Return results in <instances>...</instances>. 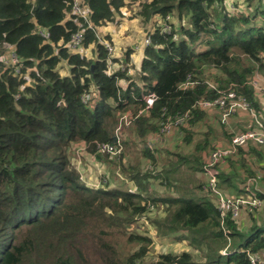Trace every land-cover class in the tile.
I'll return each instance as SVG.
<instances>
[{"label":"trees","instance_id":"16d2710c","mask_svg":"<svg viewBox=\"0 0 264 264\" xmlns=\"http://www.w3.org/2000/svg\"><path fill=\"white\" fill-rule=\"evenodd\" d=\"M224 1L142 2L139 15L152 20L153 29L136 80L120 68L131 51L113 57L116 67L107 74L109 53L95 36L125 0H83L91 28L71 13L73 0H0V264H251L249 255L263 258L264 219L249 213L241 228L231 215L220 217L202 168L219 135L230 141L233 134L224 124L200 130L212 109L199 107L200 101L235 92L251 112L262 111L250 81L260 76L264 82V0H238L239 12H227ZM166 16L177 22L171 33L157 23ZM79 23L90 58L64 47ZM9 52L22 64L18 73L2 61ZM148 91L156 100L136 115ZM87 93L92 96L83 103ZM128 111L136 116L120 129L119 159L98 153L99 144L116 142L118 116ZM184 114L179 130L183 144L191 145L187 151L165 149L161 156L147 146L145 139L160 133L162 123ZM74 144L116 166L132 185L121 178L113 186L88 185L74 163ZM263 160L260 147L238 148L225 167L216 166L217 188L244 195L243 184L258 179L255 162ZM254 182L251 190L264 201ZM140 217L158 237L173 235L199 247L204 260L182 251L145 262L152 237L132 227ZM116 232L136 247L120 252Z\"/></svg>","mask_w":264,"mask_h":264},{"label":"rangeland","instance_id":"374dc122","mask_svg":"<svg viewBox=\"0 0 264 264\" xmlns=\"http://www.w3.org/2000/svg\"><path fill=\"white\" fill-rule=\"evenodd\" d=\"M145 1H150V0H125V3H126L125 8L126 9L123 12V14L114 15V17L110 21V23L104 24L102 27H100L99 29L96 30V34L100 39H105L104 38L105 36L109 37V39H108L109 41L108 40L107 41L113 48L114 57H115V54L117 53V55H120L119 58L122 59L123 54L126 51H129V52L131 51L132 54H130L129 61L124 62L123 65L120 66V68L121 67H123V68L127 67V72L128 73L130 72L132 74L133 73L138 74L139 65H140V62H139V64L136 66L138 59H140V58L137 56V54H135L133 52H137L138 49L142 50V52H143V48L145 46L144 39L148 36V34H147L148 31L153 29L152 23L151 22H148V23L144 22L142 20L141 16L139 15L140 4L142 2L144 3ZM241 1L243 2V0H241ZM224 3H226V7L228 4L233 5L234 10H232V11H236V12H239L238 10H240L242 7L240 4H239V6H237L238 0H225ZM243 3H245V2H243ZM242 5H243V7L246 6L245 4H242ZM232 11H230V12H232ZM169 21H170V29H172L171 28L172 23H173L174 27H176L177 22H176L175 18L169 17ZM182 22L185 23V21H182ZM157 23L160 26H163V24H168L166 18L162 21L158 19ZM113 33L116 34V36L114 37L115 38L114 42L112 41V37H111V35H113ZM81 54L86 56L87 58L91 57V54L89 52V48H83ZM142 55H143V53H142ZM140 61H141V59H140ZM112 67L113 68L116 67L115 63H113ZM66 69H67L66 66H63L61 72H65ZM257 78L259 80L261 88L256 90V91L264 92V82H262L260 76ZM121 81H123V80H121ZM125 86H126V83H125ZM208 108H212L213 112L217 111V113L219 115V117L217 118V121L213 120L215 125L217 122V126H215V128L217 127L216 129L219 128L220 124H224V125H226L225 127H227L230 124V119H232L231 118L232 116H235L236 119L238 118L240 120L239 124H241V126L239 129H234V131H231L230 133H237L239 131H243L246 129H260L261 127L264 128V125H263L264 123L261 120V118H264V112H262V111L259 114L254 112V115H251L246 111H236V112L232 113L231 115H229L223 122H220L221 117H220L219 109L217 107H214V106L208 107ZM210 120H212V117L209 114V119L207 121H205V123L202 125L200 130H202L207 125L213 126L214 124H212V122ZM175 131H176V129L174 128L168 133V135H165L163 137L170 136ZM162 135H164V134H162ZM195 138H196V136H195ZM163 140H164V138L162 139V141ZM179 142H180V140L178 141V139L176 138V139L172 140V142H170V145H168V146L166 144L164 145L162 143L163 145L159 148V153L162 154L161 156H165L166 155L165 149H167L166 151L177 152V151H181V150L187 151L188 148L191 147V145H186V146L183 144L181 145ZM72 150H73V155H74L73 158H74V163L76 165V168L80 172L81 178L88 185L98 186L100 183L108 182V183L112 184V186H113L119 180H121V179L125 180L123 177L120 176L118 168L116 166L114 167V165L110 164L109 162L101 161L94 156L85 154L83 145L74 144ZM129 156H134V154L132 152H130ZM115 159H117V158H115ZM223 164H225V161L219 163L218 166L219 167H225V165L223 166ZM117 165H118V163H117ZM148 165H149V166H147L148 169H149V167L152 168L151 164H148ZM108 175H110V181H109V177L107 178ZM205 178H206V176H205ZM125 181L127 183V186L132 185L131 181H129V180H125ZM246 186H247V180H246L245 184H243L244 189ZM253 189H254V186H253ZM130 190L134 191V187L130 188ZM245 192H246V190L244 191V193ZM214 196H215V198L217 197L216 194H214ZM215 202H216V199H215ZM262 202H263V200H262ZM157 214H162V211H158ZM248 214H249L248 212L243 211L241 213V215L237 217L236 220H238L239 223L241 224V228H245V226L247 225V222L249 221ZM254 215L258 221H261L262 219H264V206H261L260 209L254 211ZM136 219H137L136 222L132 225V227H134V230L138 233H142V234H145V235L152 237V244L150 245V252L145 257V259H144L145 262L146 261H154L155 262L160 253L169 252V253H173V254H178L182 251H188V252L192 253L194 258L198 261L204 260L203 251H201V249L199 247L196 248V246H194L193 244H190L188 242V240H179V238H177L176 236H173V235L168 236V237H158L155 234L153 225L150 222H148V220L145 217H140V218H136ZM113 237L117 241V246H118L120 252L125 253L127 250H132L136 247V245H134L133 243H126V236L120 235L117 232L113 234ZM221 251L222 250H220V252ZM261 259L263 260V263H264V256H263V258L261 257Z\"/></svg>","mask_w":264,"mask_h":264},{"label":"built area","instance_id":"2783aa9c","mask_svg":"<svg viewBox=\"0 0 264 264\" xmlns=\"http://www.w3.org/2000/svg\"><path fill=\"white\" fill-rule=\"evenodd\" d=\"M225 2V1H224ZM83 0H73L71 13L77 15L82 19V22L87 25L88 28H91V25L88 21L87 12L82 6ZM226 7V3H224ZM234 10L233 5L228 4L226 7V11L230 12ZM238 11H241L238 10ZM236 12V11H232ZM166 20L168 24H163L161 26V31L166 33H171L169 16H166ZM108 24V23H107ZM95 36L99 40V42L104 46V48L109 53L108 59V68L107 74L113 72L115 68L113 65V48L105 39H100L96 34ZM37 32L44 37L45 39L48 37V33L44 30L37 28ZM175 38V35L172 34V39ZM83 40H84V29L82 23L78 24V29L70 35L69 40L64 44V47H67L70 51L82 52L83 50ZM149 37L147 36L144 39L145 46L149 43ZM144 46V47H145ZM144 49V48H143ZM115 53V52H114ZM3 63L7 66L8 64L14 65L15 72L18 73L19 68L21 67V62L18 60L17 55L14 52H9L6 56L2 58ZM121 69H124L121 67ZM188 82L182 84V86H187ZM250 84L255 90L261 88L259 80L257 76L250 81ZM92 95L85 94L82 96V102L87 103L90 100ZM144 102V107L139 109L136 115H140L145 113L156 100V95L152 91H148L142 95L141 98ZM199 107L208 108V107H217L220 112V122H223L229 115L236 111H246L251 115H254V112H251L249 103L245 100L244 97L238 96L235 92H229L227 94L221 95L213 101H200L198 103ZM135 115V116H136ZM129 111L125 113H121L118 116V124L115 129L116 142L112 143H101L98 145L97 150L100 154H106L112 157L119 159L122 154L123 146L121 140L119 138V132L122 126H127L131 122V120L135 117ZM188 118V114H184L182 116H178L175 119L168 118L164 123L161 124L160 133L164 135H168V133L172 129H176L180 131V127L183 126ZM261 126V125H260ZM255 145L264 149V128L260 129H246L243 131H239L234 133L231 137L227 146H219L212 150L205 156L203 171L207 177V188L213 193L216 194V206L219 211L220 217H224L226 215H231L233 219H237L238 216L241 215L243 211L248 213H254V211L261 208L263 202L257 197L255 191L251 190V183L255 181L254 178L247 179V186L245 187V194L239 196H229L223 193L221 190L217 188V168L216 166L225 161V158L231 154H233L238 148H245L248 145ZM247 193V194H246ZM227 249H223L220 253L225 254ZM249 260L251 264H264L263 260L258 255H249Z\"/></svg>","mask_w":264,"mask_h":264},{"label":"crops","instance_id":"0c3cea01","mask_svg":"<svg viewBox=\"0 0 264 264\" xmlns=\"http://www.w3.org/2000/svg\"><path fill=\"white\" fill-rule=\"evenodd\" d=\"M126 7V3L125 5L121 8L120 10V14H123V12L125 11V8ZM119 15V14H117ZM149 22H152L149 21ZM110 23V22H108ZM99 29V28H97ZM109 35V34H108ZM116 34L113 33V35H111L112 37V41L114 42L115 41V37ZM109 41V40H108ZM137 51V50H136ZM135 54H137V56L142 59L143 55H142V50L138 49L137 52H133ZM132 54V53H131ZM120 55H117V53L115 54V57L116 58H119ZM133 57V56H132ZM140 59H138V62L136 64V66L139 64ZM138 69V68H137ZM129 75L133 78V79H136L138 77V74L137 73H130L129 72ZM125 83L124 81H120L119 82V85L121 87H124L125 86ZM255 97L257 98V101L259 103V105L261 106L262 108V112H264V92H255ZM212 117V120H210L212 122V124H214L213 120L217 121V118L219 117L217 111L216 112H213V109L210 110V113H209ZM232 119H230V124L226 127V131H227V135L228 133H230L231 131H234V129H239L241 124H239V119L235 118V116H232L231 117ZM217 126V122H216V125L214 124L213 127ZM226 126V125H225ZM217 128V127H216ZM230 134H234V133H230ZM165 135H162L161 133H154V134H151L149 135L146 139H145V142L147 144V146L153 150L157 149L159 150V148L164 144H166L167 146L170 145V142H172V140L174 139H178V141L180 140V144L182 145L183 142L181 141V137H182V133L178 130H176L175 132L172 133V135L170 136H166V137H163ZM176 136V137H175ZM164 138V140L162 141V139ZM228 138L225 136H223V133H221L219 135V138L218 140L216 141L215 143V146L216 147H219V146H227L228 145ZM182 142V143H181ZM163 143V144H162ZM185 145V144H183ZM156 150V151H157ZM256 163V166L258 167V169L256 170L257 174H258V179H256V181L254 182L253 186H254V189L259 191L261 194H264V160L263 161H260V162H255ZM225 164H223L224 166ZM226 166V165H225ZM253 188V187H252ZM262 206H264V201H263V204ZM263 208V207H262Z\"/></svg>","mask_w":264,"mask_h":264}]
</instances>
